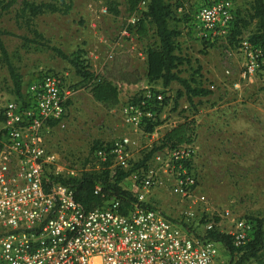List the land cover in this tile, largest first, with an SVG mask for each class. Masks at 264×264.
<instances>
[{"label": "rangeland", "instance_id": "rangeland-1", "mask_svg": "<svg viewBox=\"0 0 264 264\" xmlns=\"http://www.w3.org/2000/svg\"><path fill=\"white\" fill-rule=\"evenodd\" d=\"M23 1L16 0L0 14V29L7 32L2 40L9 61L20 77L22 92L39 72L51 70L67 75L65 87L70 92L67 118L64 126H55L46 133V144L57 157L59 172L65 175L69 168H74L80 174L84 170L99 169L102 165L93 157L94 143L110 142L123 135L129 136L132 141L131 162L135 163L160 146L166 130L184 120H193L194 138L191 143L195 153L192 168L197 183L192 197L180 198L171 192L172 188L167 184L153 188L148 201L182 221L185 213H190L188 221L192 222L199 234L204 232L207 222L218 225L214 227L218 231L228 232L233 230L235 221L244 219L252 225L250 241L256 219L264 221V69L259 57L258 69L251 77L252 81L242 76L244 56L239 41L249 40L255 31L256 20L252 19L254 0H230L238 34L231 32L226 38H218L212 44L197 35L195 22H198V8L216 0H166L173 5L169 27L181 33L178 39L185 37L183 42L189 40L186 49L198 53L202 65L189 52H185L186 56H190L185 59L192 61L191 68L196 72H199L198 68L203 69L204 84H213L215 96L205 99V109H201L188 101L178 82H172L166 89L151 84L163 92L168 101L161 115V123L151 133L123 124L121 108L127 102L130 91L126 94L120 91L117 108L105 110L93 100L89 90L79 84V77L69 61L56 52L59 50L70 56L82 48L86 58L90 50L103 55L107 44L110 46L116 40L122 25L134 18L126 11L124 1L104 0L106 7L109 1H116L119 14L114 15L107 9L106 14L101 15L98 10L102 3L98 0H26L36 4H54L59 9H64V5L69 6L66 12L62 9L45 11L36 16L22 14ZM89 22H100L101 40L90 30ZM179 44L180 41L176 42L177 48ZM113 50L115 58H121L118 62L124 60L129 66L143 70L140 42H136L130 52L117 48ZM88 63L90 65V60ZM91 63L100 67L103 59L91 60ZM189 76L188 80L193 82L194 79ZM236 83L238 88L234 87ZM248 83H251V87L246 86ZM13 98V82L0 55V108ZM246 102L256 108L252 112L254 116L245 118L244 115L249 113V109L245 108L242 118L234 123L237 118L236 106ZM128 183L125 179L121 185L126 189ZM201 194L206 197V204L196 201V196ZM262 228L264 230V222ZM237 257L226 252L220 264H234ZM243 264H264V249L257 257H251Z\"/></svg>", "mask_w": 264, "mask_h": 264}, {"label": "built area", "instance_id": "built-area-1", "mask_svg": "<svg viewBox=\"0 0 264 264\" xmlns=\"http://www.w3.org/2000/svg\"><path fill=\"white\" fill-rule=\"evenodd\" d=\"M98 1L102 3L99 14H106L104 0ZM143 8L145 1L140 4ZM234 16L230 0L201 5L195 22L198 36L210 44L226 38L234 27ZM134 21L135 18L122 25L103 55L89 51L93 72H102L115 59L113 49L132 50L138 41L127 26ZM88 27L102 39L100 22H89ZM239 44L244 56L242 76L251 79L258 69L261 50L247 39ZM140 56L144 59L143 49ZM98 58L103 59L100 67L91 63ZM66 76L51 70L39 72L27 84L23 102L13 98L0 108V264L222 263L227 251L207 236L218 225L207 222L204 232L199 234L188 221L190 213H185L182 221L148 201L153 188L167 184L180 198L192 197L197 183L192 168V143L155 151L144 166L126 178V190L132 200L125 212L120 200L114 197L86 212L74 199L71 188L50 178L63 175L55 153L47 147L46 133L55 126H64L67 118L70 92L65 87ZM238 86L234 84L235 88ZM137 96V101L127 99L122 106L121 120L140 130L157 117L162 119L164 108L160 112L157 108L165 95L153 85H145ZM100 142L93 157L102 167L106 163L111 169L126 170L132 166L129 136ZM78 175L74 168H69L64 176ZM100 191L97 185L94 192ZM223 233L231 236L235 248H242L249 242L252 225L240 219L235 221L233 230Z\"/></svg>", "mask_w": 264, "mask_h": 264}, {"label": "trees", "instance_id": "trees-1", "mask_svg": "<svg viewBox=\"0 0 264 264\" xmlns=\"http://www.w3.org/2000/svg\"><path fill=\"white\" fill-rule=\"evenodd\" d=\"M15 1L7 0V2H4V0H0V14L3 11H7ZM123 1L128 14L133 15L135 18V23L128 25L127 28L131 35L142 45L145 61V69L142 73L137 69L128 70L124 66H119L116 58L105 66L102 72L95 73L90 69L89 60L84 56L82 48L77 49L70 56H66L59 50H56L60 57L69 61L75 74L79 77V84L89 90L93 100L101 104L105 110L114 109L120 101L119 84H135L141 79H145L151 84L160 80L164 87L168 86L171 82H178L183 87L189 102H191V97L208 94L209 90L199 86H191L175 70L182 63L183 59L174 53L176 48L174 39L178 36L179 31L170 28L168 22L173 16V5L166 2V0ZM143 1H145V8L141 10L140 4ZM64 7V9H59L54 4H36L25 0L23 1L21 12L23 15L36 16L45 11L61 9L65 12L68 11L69 6L64 5ZM107 9L114 15L119 14L118 3L116 1H109ZM252 19L256 20V28L248 39L251 44L261 50V67L264 69V0L253 1ZM236 28L235 23L231 30L233 34H238ZM4 34H7V32L0 29V55L12 79L15 99L23 102L25 96L24 92L21 91L20 77L9 61L8 53L2 40ZM128 100L137 101V94ZM167 102V97L165 96L162 105L157 108V111L160 112ZM160 123L161 119L157 117L155 121L143 125L141 130L151 133ZM193 138V120H184L166 130L161 137L160 146L153 148L143 159L133 163L126 170L108 168L109 163H106L100 170L83 171L78 176L50 175V178L71 188L74 199L86 212L102 206L105 201L112 197L120 200L122 211L125 212L132 200V195L122 187V182L135 169L144 166L145 162L155 151L191 143ZM101 144V142H95L92 147L95 149ZM97 185L101 188L100 193L94 192V188ZM263 222L261 219H256L253 238L242 248H235L231 243V236L217 229L209 230L207 236L215 242L220 243L230 255H238L234 264H243L245 260L257 257L258 253L264 249Z\"/></svg>", "mask_w": 264, "mask_h": 264}, {"label": "crops", "instance_id": "crops-1", "mask_svg": "<svg viewBox=\"0 0 264 264\" xmlns=\"http://www.w3.org/2000/svg\"><path fill=\"white\" fill-rule=\"evenodd\" d=\"M180 34L181 33H179L178 36ZM178 36L175 37L174 40H175V44H176V42H179V41H180V44L178 45V48H177V45H176V48H175L174 53L176 55L180 56L183 59V61H182L181 64H179L177 66V68L175 70L178 73V75L180 77L186 79L191 86H199L201 88L208 89L210 91L206 95L191 97V102L193 104H195V105L197 104V105H199L201 107V109H205V105H204L205 99H209V97L215 96L214 93H213V89H214L213 84H207V85H206V83L204 84V77H202V75H203V69L202 68L201 69L200 68L197 69L200 72V75L199 76H198V73L199 72H196V70H194L193 68H191V67H193L192 66V61L191 60L189 61V60H186L185 59L186 57H190V56H186L185 52H189L190 54H192L194 59H197L198 58L197 59V63H199L200 65H202L201 60L198 57V53H193V52L191 53L189 50L186 49V46H188V44L190 43L189 40H186L185 42H183L184 41L183 39H185V37L178 39ZM119 60L121 61V58H119V59L116 58V62L119 63V66H121V67L124 66L128 70L137 69V68H133L132 66H129L127 64V62H125L124 60H122L123 61L122 63L118 62ZM123 63H125V64H123ZM144 69H145V61L143 62V70L142 71L139 70V69H137V70H139V72L142 73L144 71ZM188 76H189V78L194 79V81L191 82L190 80H188V78H187ZM251 81H252V79L249 80V82H251ZM171 83H169V85H171ZM152 84H156L157 87L158 86H161L164 89H166V87H167V86L164 87L162 85V83H161L160 80L157 81V82H155V83H152ZM250 84L251 83H248V84H246V86H250ZM145 85H151V83H148L145 79H141L139 82H137L135 84H130V85H127V84H119V87H120V91H124L123 92L124 94H126L127 91H130V92L127 93V97L129 99L132 96H134L135 94H137L138 91H139V89L142 88ZM156 89H158V88H156ZM116 108H117V106L114 109H116ZM245 108H248L249 109V113L246 114V115H244L245 118L249 117L251 119L252 116H254V115H252V112L256 111V108L253 105H251V103L246 102V103H244L242 105L238 104L236 106V109H237V118L234 119V123H237L239 121V118H242V112L245 113ZM114 109H111V110H114ZM111 110H109V111H111ZM196 201L197 202H200V203H205V204L207 202L206 197L204 195H202V194L196 196Z\"/></svg>", "mask_w": 264, "mask_h": 264}]
</instances>
